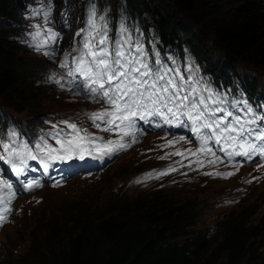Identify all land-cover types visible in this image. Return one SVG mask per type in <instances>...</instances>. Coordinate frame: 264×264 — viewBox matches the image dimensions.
I'll return each instance as SVG.
<instances>
[{
  "label": "trees",
  "instance_id": "16d2710c",
  "mask_svg": "<svg viewBox=\"0 0 264 264\" xmlns=\"http://www.w3.org/2000/svg\"><path fill=\"white\" fill-rule=\"evenodd\" d=\"M61 3L58 15L54 11L52 14L53 26L62 32L60 56L84 27L88 5L93 3L98 15L106 16L113 37L123 20L133 33L137 29L143 33L146 49L150 50L149 41L155 39L162 58L172 55L183 62L190 57L201 73L210 71L223 80L230 73L236 79V69L260 74L264 79V0H61ZM29 6H35V0H0V21L6 23L0 28V136L15 129L32 142L49 129L47 121L72 118L49 116L39 110L46 108L41 104L44 88L53 84L59 89L48 79L46 62L50 61L55 71L58 69L52 60L23 43L38 58L24 55L27 52L19 42L27 38L25 33L32 23L26 19ZM69 6L72 9L68 10ZM206 41L219 53L220 61L216 64L199 57L210 47L205 45ZM238 78L236 81L245 91L253 96L258 94L245 75ZM74 98L94 107L87 112L99 106ZM31 111L39 112V122H30L32 119L19 115ZM160 153L161 150L155 157ZM29 164L37 168L29 175L39 177L42 186L16 196L12 213L1 230L16 222L18 199L44 187L58 189L77 177H96L108 171L113 163L87 175L62 178L59 187L43 184L37 162ZM3 166L4 174L15 183V177ZM143 183L146 192L141 191L134 198L123 193L103 201L90 197L89 203L73 210L68 207L71 201L63 199L53 204L56 211L51 210L46 219L32 228L29 245L15 264H264L263 199L249 202L252 197L224 214L211 228L198 231L199 217L193 210V202L171 197L183 185L178 175L174 179H146ZM161 191L166 193L163 195Z\"/></svg>",
  "mask_w": 264,
  "mask_h": 264
},
{
  "label": "snow or ice",
  "instance_id": "6c2138e0",
  "mask_svg": "<svg viewBox=\"0 0 264 264\" xmlns=\"http://www.w3.org/2000/svg\"><path fill=\"white\" fill-rule=\"evenodd\" d=\"M52 14V0H35L26 16L32 21L30 30L21 43L57 65L58 71H52L48 79L60 90L101 105L83 117L91 128L108 136L93 133L72 119L47 121L49 129L32 142L15 129L0 136V162L15 177L13 183L0 168V225L7 222L18 194L42 186L39 177L29 175L37 171L30 161L48 174L57 163L72 166L111 158L138 143L149 129L164 132L159 138L164 143L157 147L168 151L158 159H181L146 173L136 183L176 172L177 165L193 171L211 168L202 174L224 179L257 158V171L264 168V109L258 112L244 99L229 100L230 93L213 88L190 57L183 62L172 55L162 58L155 39L146 49L143 33L138 29L133 33L123 20L113 37L106 16L98 15L93 3L88 5L84 27L60 56L62 32L53 26ZM220 165L234 171H219ZM52 186H61V180Z\"/></svg>",
  "mask_w": 264,
  "mask_h": 264
},
{
  "label": "rangeland",
  "instance_id": "374dc122",
  "mask_svg": "<svg viewBox=\"0 0 264 264\" xmlns=\"http://www.w3.org/2000/svg\"><path fill=\"white\" fill-rule=\"evenodd\" d=\"M110 1L112 2V0ZM61 6V0L54 1L53 11L56 12V15L60 12ZM69 9H72V6H69ZM66 23L68 22L66 21ZM5 25L4 21H0L1 29ZM184 41L186 42L187 38ZM19 44L23 45L21 42ZM205 45L210 47L207 48V53H200L199 57L205 61L208 60L209 63L211 61L212 64L219 62V53L214 45L209 41H206ZM22 47L27 52L24 53L27 58L29 56L38 58L36 57L37 55L30 53L25 45ZM49 62H46V67L48 73H51L55 70L52 68L51 62ZM236 74L238 76L245 75L249 79L250 84L253 82L254 89L264 88V79H262L260 74L259 76L253 73L248 74L240 69H236ZM44 89L45 91L41 95V104L46 108L44 110L39 109L41 113L49 116L69 117L77 120L83 126L87 125V120L83 117V113L93 109V106H86L82 100L56 89L53 84L48 89ZM7 111L11 113L10 110L7 109ZM38 113L32 111L28 113L21 112L19 115L32 119L30 120L32 122L38 120ZM161 136L163 135L156 132L155 134L146 135L139 145L120 155L108 171L96 177H77L58 189L44 187L33 195L18 199L16 207L19 210L16 222L5 227L0 232V249L2 248L0 264H15L17 257L23 254L29 245L28 234L32 228L41 219H46L51 210L56 211L54 205L60 200L71 201L68 207L73 210L85 203H89L88 198L90 197L103 201V199L110 196L113 197L123 193L134 198L138 195L137 193L146 190L143 182L136 183L135 181L138 179L139 170L141 173H145L164 164L163 161L155 157L161 150L157 147L163 143L159 139ZM248 180L252 182L247 183L246 181ZM160 193L164 195L166 192L161 191ZM171 197L179 201H183L186 198L188 202H193V210L199 217L196 230L209 229L216 222H220L224 214L239 208L242 203H247L250 198L253 197L249 202L260 198L264 200V172H258L257 167L251 164L241 168L234 176L228 179L211 180L200 176L194 185H184L174 190L171 193ZM258 201L260 202V200ZM260 216L261 214L258 215V218Z\"/></svg>",
  "mask_w": 264,
  "mask_h": 264
},
{
  "label": "bare ground",
  "instance_id": "6f19581e",
  "mask_svg": "<svg viewBox=\"0 0 264 264\" xmlns=\"http://www.w3.org/2000/svg\"><path fill=\"white\" fill-rule=\"evenodd\" d=\"M99 10H100V9H99ZM101 10H102V9H101ZM102 11H103V10H102ZM102 11H101V12H102ZM105 11H106V10H105ZM103 13H104V12H103ZM106 13H107V11H106ZM106 13H105V14H106ZM110 13L112 14V12H110ZM108 14H109V12H108ZM69 20H70V19H69ZM15 206H17V205L15 204ZM13 218H14V217H13ZM17 223H18V222H17Z\"/></svg>",
  "mask_w": 264,
  "mask_h": 264
}]
</instances>
